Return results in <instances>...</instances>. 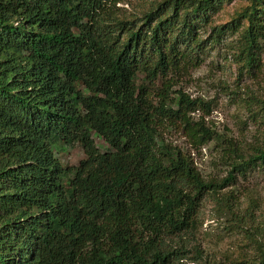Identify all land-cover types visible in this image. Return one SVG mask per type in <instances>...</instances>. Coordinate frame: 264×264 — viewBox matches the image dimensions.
<instances>
[{
  "label": "trees",
  "instance_id": "obj_1",
  "mask_svg": "<svg viewBox=\"0 0 264 264\" xmlns=\"http://www.w3.org/2000/svg\"><path fill=\"white\" fill-rule=\"evenodd\" d=\"M122 1L0 0V264H169L184 258L203 197L235 214L219 190L264 168L263 144L195 120L211 101L180 85L228 35L239 73L260 70L264 0L221 24L232 0H157L127 16ZM171 128L194 147L223 142L227 175L204 179L165 139ZM75 144L83 157L63 164ZM247 233L264 264V237Z\"/></svg>",
  "mask_w": 264,
  "mask_h": 264
},
{
  "label": "rangeland",
  "instance_id": "obj_2",
  "mask_svg": "<svg viewBox=\"0 0 264 264\" xmlns=\"http://www.w3.org/2000/svg\"><path fill=\"white\" fill-rule=\"evenodd\" d=\"M155 1L123 0L117 4L118 12L126 16L140 14ZM247 3L248 0H232L224 4L214 15L215 22L224 23ZM236 37L228 35L210 48L203 61L181 77L180 85L190 98L211 101L210 112L196 110L191 113L195 120L202 119L204 125L224 139L249 148L264 145V122L259 116H251L257 108L248 103L252 96L255 101L264 99V39L260 70L240 74L233 55L237 52ZM164 136L171 145L192 158L204 179H222L227 175L229 165L221 158L223 142L212 139L194 147L176 128L166 131ZM95 140L98 145H103L102 140ZM82 157L83 150L78 144L60 153L62 163L66 165L77 164ZM228 192L232 195L235 214L218 203L214 194H206L197 216L198 227L186 238L184 258L169 264H252L257 251L247 236V230L255 231L261 239L264 237V168L258 167L244 177L238 176L234 183L220 189L218 196ZM194 257L199 258L200 263L192 262Z\"/></svg>",
  "mask_w": 264,
  "mask_h": 264
}]
</instances>
